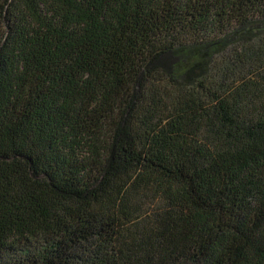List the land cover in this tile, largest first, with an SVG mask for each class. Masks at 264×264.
Masks as SVG:
<instances>
[{"label":"trees","instance_id":"16d2710c","mask_svg":"<svg viewBox=\"0 0 264 264\" xmlns=\"http://www.w3.org/2000/svg\"><path fill=\"white\" fill-rule=\"evenodd\" d=\"M0 264H264V0H0Z\"/></svg>","mask_w":264,"mask_h":264}]
</instances>
